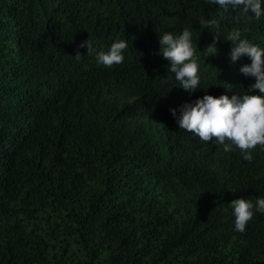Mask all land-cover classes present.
Here are the masks:
<instances>
[{"label":"trees","instance_id":"16d2710c","mask_svg":"<svg viewBox=\"0 0 264 264\" xmlns=\"http://www.w3.org/2000/svg\"><path fill=\"white\" fill-rule=\"evenodd\" d=\"M222 11L206 0H0V264H264V214L240 233L230 206L264 198V150L249 163L170 111L254 83L226 35L239 27L264 47V16ZM185 28L199 57L192 93L160 52V35ZM88 37L96 51L126 40L124 61L99 65L78 47Z\"/></svg>","mask_w":264,"mask_h":264},{"label":"clouds","instance_id":"9594fccd","mask_svg":"<svg viewBox=\"0 0 264 264\" xmlns=\"http://www.w3.org/2000/svg\"><path fill=\"white\" fill-rule=\"evenodd\" d=\"M206 3L215 4L223 10L220 19L224 18V13L229 9L238 10L237 23L251 19L252 16L256 19L264 16V0H206ZM199 24L204 29H211L218 27L219 21L215 18H200ZM226 39L232 42L231 62L234 63L244 56L250 58L251 63L243 64L240 72L254 78V83H251L246 91L235 93L231 97L226 94L217 97L205 91V94L194 102L182 105L179 116L175 108L170 111L180 129L192 133L204 142L215 138L216 144L223 145L224 152L238 149L243 159L251 163L252 153L257 146L264 150V47L242 38L239 27L232 28ZM159 42L162 45L160 52L169 61L168 71L174 73L179 85L190 93L201 88L198 75L199 57L197 45L192 41V32L187 28L176 35L165 32L160 35ZM78 47H86L89 54L95 52L97 63L111 68L124 61L123 52L128 48V43L124 39H117L106 51H96L88 37ZM203 50L206 57L215 55V42L208 44ZM74 57L79 60L81 53L77 51ZM230 206L235 217V230L240 233L246 231L255 212L264 214V198H258L255 203L248 199L236 198L230 202Z\"/></svg>","mask_w":264,"mask_h":264}]
</instances>
